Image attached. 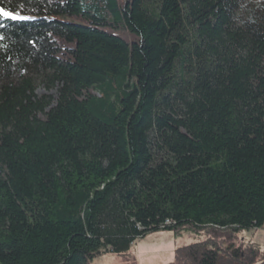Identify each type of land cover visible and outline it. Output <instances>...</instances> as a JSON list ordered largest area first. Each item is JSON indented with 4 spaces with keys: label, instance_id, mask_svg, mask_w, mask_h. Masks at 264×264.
I'll return each mask as SVG.
<instances>
[{
    "label": "trees",
    "instance_id": "trees-1",
    "mask_svg": "<svg viewBox=\"0 0 264 264\" xmlns=\"http://www.w3.org/2000/svg\"><path fill=\"white\" fill-rule=\"evenodd\" d=\"M23 4L24 7H20ZM0 264H264V0H0ZM55 94H38L39 88Z\"/></svg>",
    "mask_w": 264,
    "mask_h": 264
},
{
    "label": "rangeland",
    "instance_id": "rangeland-1",
    "mask_svg": "<svg viewBox=\"0 0 264 264\" xmlns=\"http://www.w3.org/2000/svg\"><path fill=\"white\" fill-rule=\"evenodd\" d=\"M38 94H55L38 89ZM216 241H223V245L231 242L242 244H256L264 249V227L243 231L230 238L227 233L220 234ZM202 237H195L193 233L175 236L167 230L149 232L146 236L136 239L132 243L130 252L126 255H104L96 258L91 264H171L175 260V251L185 245L201 241Z\"/></svg>",
    "mask_w": 264,
    "mask_h": 264
},
{
    "label": "snow or ice",
    "instance_id": "snow-or-ice-1",
    "mask_svg": "<svg viewBox=\"0 0 264 264\" xmlns=\"http://www.w3.org/2000/svg\"><path fill=\"white\" fill-rule=\"evenodd\" d=\"M20 7H24L23 4L20 5ZM0 16H3L5 18L13 19V20H26L29 19L27 16H23L20 14L19 11H8L3 7H0Z\"/></svg>",
    "mask_w": 264,
    "mask_h": 264
}]
</instances>
